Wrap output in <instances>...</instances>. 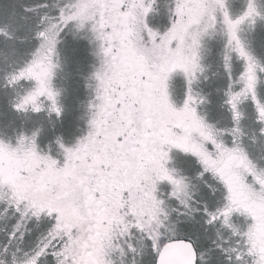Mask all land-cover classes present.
Returning a JSON list of instances; mask_svg holds the SVG:
<instances>
[{"label":"snow or ice","instance_id":"snow-or-ice-1","mask_svg":"<svg viewBox=\"0 0 264 264\" xmlns=\"http://www.w3.org/2000/svg\"><path fill=\"white\" fill-rule=\"evenodd\" d=\"M0 264H264V0H0Z\"/></svg>","mask_w":264,"mask_h":264},{"label":"trees","instance_id":"trees-1","mask_svg":"<svg viewBox=\"0 0 264 264\" xmlns=\"http://www.w3.org/2000/svg\"><path fill=\"white\" fill-rule=\"evenodd\" d=\"M0 227H2V225H0Z\"/></svg>","mask_w":264,"mask_h":264}]
</instances>
